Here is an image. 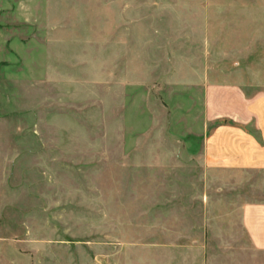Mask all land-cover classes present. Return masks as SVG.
<instances>
[{
	"label": "rangeland",
	"instance_id": "374dc122",
	"mask_svg": "<svg viewBox=\"0 0 264 264\" xmlns=\"http://www.w3.org/2000/svg\"><path fill=\"white\" fill-rule=\"evenodd\" d=\"M217 82L264 90V0H0V264H264Z\"/></svg>",
	"mask_w": 264,
	"mask_h": 264
},
{
	"label": "crops",
	"instance_id": "0c3cea01",
	"mask_svg": "<svg viewBox=\"0 0 264 264\" xmlns=\"http://www.w3.org/2000/svg\"><path fill=\"white\" fill-rule=\"evenodd\" d=\"M204 118L206 125L219 123L203 138L204 165L224 172L264 171V90L207 83Z\"/></svg>",
	"mask_w": 264,
	"mask_h": 264
}]
</instances>
